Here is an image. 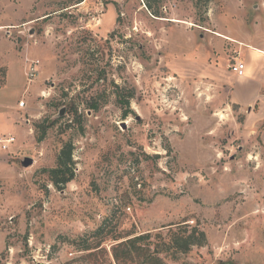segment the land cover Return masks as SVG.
<instances>
[{
    "label": "rangeland",
    "instance_id": "rangeland-1",
    "mask_svg": "<svg viewBox=\"0 0 264 264\" xmlns=\"http://www.w3.org/2000/svg\"><path fill=\"white\" fill-rule=\"evenodd\" d=\"M252 48L264 0H0V139L17 140L0 149V264H117L113 246L145 234L164 264H264ZM236 61L255 73L236 77ZM69 143L59 189L49 172ZM195 230L205 242L177 251Z\"/></svg>",
    "mask_w": 264,
    "mask_h": 264
},
{
    "label": "trees",
    "instance_id": "trees-1",
    "mask_svg": "<svg viewBox=\"0 0 264 264\" xmlns=\"http://www.w3.org/2000/svg\"><path fill=\"white\" fill-rule=\"evenodd\" d=\"M50 121L51 119L46 121L42 126H39L42 131L41 138H43L46 134V130L51 127ZM53 123L54 122H52V124ZM73 149L74 148L71 143L65 145L58 158V168L49 172L51 181L59 189H63L74 180L75 167L73 162ZM6 163L10 164L9 162ZM132 235L133 234L116 237L114 240H124L131 237ZM149 238L150 236H146L145 234L138 237L129 238L113 246V256L117 264H135V262L138 264H164L163 261L158 257L160 254L158 248H155L154 252H151L150 246H143V243L148 241ZM204 242L205 235L203 232L195 230V233L188 237L181 236L180 238L176 239L174 246L176 247L177 251L187 253L191 250L192 246L202 245ZM86 250H90V248H87Z\"/></svg>",
    "mask_w": 264,
    "mask_h": 264
},
{
    "label": "built area",
    "instance_id": "built-area-1",
    "mask_svg": "<svg viewBox=\"0 0 264 264\" xmlns=\"http://www.w3.org/2000/svg\"><path fill=\"white\" fill-rule=\"evenodd\" d=\"M40 62L35 61L32 62L30 65L26 67V76L28 80L31 82L33 78H35L38 68H39ZM230 69L232 73L238 77V78H243L246 76V65L242 61H236L234 64L230 66ZM26 105V102L24 100H21L19 102V107L24 108ZM16 138L15 137H7L0 139V149L3 152H10L13 147L16 145Z\"/></svg>",
    "mask_w": 264,
    "mask_h": 264
},
{
    "label": "water",
    "instance_id": "water-1",
    "mask_svg": "<svg viewBox=\"0 0 264 264\" xmlns=\"http://www.w3.org/2000/svg\"><path fill=\"white\" fill-rule=\"evenodd\" d=\"M26 34H27V36L32 37V36L35 35V30H34L33 28H29V29L27 30ZM66 112H67V108H66V107L61 108V109L59 110L58 114L55 115V116L52 118V120L55 121V120H60V119L64 118L65 115H66ZM122 125H123V127H125L126 124H125V123H122ZM33 163H34V160L31 159V158H29V157H26V158H24V159L22 160V166H23L24 168H29L30 166L33 165Z\"/></svg>",
    "mask_w": 264,
    "mask_h": 264
},
{
    "label": "crops",
    "instance_id": "crops-1",
    "mask_svg": "<svg viewBox=\"0 0 264 264\" xmlns=\"http://www.w3.org/2000/svg\"><path fill=\"white\" fill-rule=\"evenodd\" d=\"M218 34H220L221 36H223V37H225V38H229L230 40L232 39V38H230V37H227V36H225V35H223V34H221V33H218ZM232 40H234V41H237V40H235V39H232ZM238 42V41H237ZM240 43V42H239ZM252 49H254L253 50V53H252V55H251V57H252V59H253V61L255 62V61H257L258 63L259 62H264V51H262V50H260V49H258V48H252ZM260 51H262V52H260ZM261 59V60H260ZM224 68V67H223ZM255 73V71H254V69L253 68H251L250 67V65H247V76H252L253 74ZM246 76V77H247ZM248 85V84H247ZM249 86H251L252 87V84L251 83H249ZM254 89H252V91H253ZM256 94H261L260 92H257L256 91ZM262 95H264V92H263V94ZM263 98H264V96H263ZM262 98V99H263ZM264 100V99H263ZM2 161V160H1ZM3 162H0V164H2Z\"/></svg>",
    "mask_w": 264,
    "mask_h": 264
},
{
    "label": "bare ground",
    "instance_id": "bare-ground-1",
    "mask_svg": "<svg viewBox=\"0 0 264 264\" xmlns=\"http://www.w3.org/2000/svg\"><path fill=\"white\" fill-rule=\"evenodd\" d=\"M177 22H179V21H177Z\"/></svg>",
    "mask_w": 264,
    "mask_h": 264
}]
</instances>
